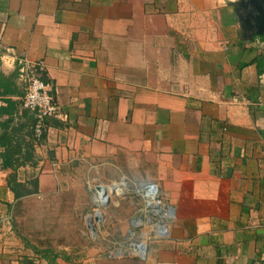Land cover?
Instances as JSON below:
<instances>
[{
    "label": "crops",
    "instance_id": "0c3cea01",
    "mask_svg": "<svg viewBox=\"0 0 264 264\" xmlns=\"http://www.w3.org/2000/svg\"><path fill=\"white\" fill-rule=\"evenodd\" d=\"M237 1L0 0V264H48L21 201L130 156L172 210L142 264H264V35L243 36ZM28 63L59 111L39 139Z\"/></svg>",
    "mask_w": 264,
    "mask_h": 264
},
{
    "label": "rangeland",
    "instance_id": "374dc122",
    "mask_svg": "<svg viewBox=\"0 0 264 264\" xmlns=\"http://www.w3.org/2000/svg\"><path fill=\"white\" fill-rule=\"evenodd\" d=\"M143 160L130 156L64 168L53 194L17 205L18 235L33 252L36 247L58 253L60 263L142 264L169 223L146 197L155 181ZM160 197L158 191L156 199L163 202Z\"/></svg>",
    "mask_w": 264,
    "mask_h": 264
},
{
    "label": "built area",
    "instance_id": "2783aa9c",
    "mask_svg": "<svg viewBox=\"0 0 264 264\" xmlns=\"http://www.w3.org/2000/svg\"><path fill=\"white\" fill-rule=\"evenodd\" d=\"M20 76L25 82V94L21 99L22 106L31 111L34 116V124L32 127V134L36 139L42 137L44 133L45 121L50 117H57L59 115L58 108L54 101L52 94V87L49 83L41 80L29 63L20 69ZM146 197L150 199L149 202L155 203L162 213L161 217L165 220L172 218L171 208L156 199L158 189L153 184L149 186Z\"/></svg>",
    "mask_w": 264,
    "mask_h": 264
},
{
    "label": "water",
    "instance_id": "95a60500",
    "mask_svg": "<svg viewBox=\"0 0 264 264\" xmlns=\"http://www.w3.org/2000/svg\"><path fill=\"white\" fill-rule=\"evenodd\" d=\"M237 5H242V0L233 4L235 14L238 18L240 28L244 37L251 39L253 36L264 35V0L244 1L245 17L239 13ZM250 5V8H249Z\"/></svg>",
    "mask_w": 264,
    "mask_h": 264
},
{
    "label": "trees",
    "instance_id": "16d2710c",
    "mask_svg": "<svg viewBox=\"0 0 264 264\" xmlns=\"http://www.w3.org/2000/svg\"><path fill=\"white\" fill-rule=\"evenodd\" d=\"M10 164H7L6 162L3 164L4 167L9 166ZM18 184V183H16ZM32 185H33V189H28L26 190L27 193H32V192H36V187H37V181H32ZM13 190L15 191V198L17 200H19L21 198V196H23V194L18 193V191L16 190V188L13 186ZM32 191V192H31ZM20 236V235H19ZM35 248V252L38 253L41 258H43L48 264H67V263H60L59 262V254L58 253H54L51 251V249L49 248H45V249H41V251L36 248V247H32ZM68 260V257H65V261ZM23 264H39L36 263L35 260L33 258H29V257H25L23 259Z\"/></svg>",
    "mask_w": 264,
    "mask_h": 264
},
{
    "label": "flooded vegetation",
    "instance_id": "af4514ba",
    "mask_svg": "<svg viewBox=\"0 0 264 264\" xmlns=\"http://www.w3.org/2000/svg\"><path fill=\"white\" fill-rule=\"evenodd\" d=\"M244 1H248V0H242V5H237V9H238L239 13H241L243 15V17H245V15L248 11V10L246 11V9H244V5H243ZM249 8H250V5H249Z\"/></svg>",
    "mask_w": 264,
    "mask_h": 264
}]
</instances>
